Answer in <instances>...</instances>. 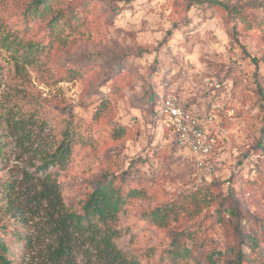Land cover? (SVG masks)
I'll list each match as a JSON object with an SVG mask.
<instances>
[{"label":"rangeland","instance_id":"1","mask_svg":"<svg viewBox=\"0 0 264 264\" xmlns=\"http://www.w3.org/2000/svg\"><path fill=\"white\" fill-rule=\"evenodd\" d=\"M209 1L54 0L51 17L75 16L51 26L48 17L25 19L26 2L0 0V31L34 47L22 58L0 38V187L14 189L2 224L25 221L32 244L22 264H50L59 242L69 243L72 264H105L92 234L64 218L105 178L124 196L141 191L109 225L127 258L264 264V24L241 22L264 19V0H216L244 6L236 18ZM168 95L217 116L226 138L214 172L199 170L154 125L152 111ZM66 130L74 139L67 164L44 167L57 172L51 205L36 179ZM164 208L160 229L151 219Z\"/></svg>","mask_w":264,"mask_h":264},{"label":"trees","instance_id":"2","mask_svg":"<svg viewBox=\"0 0 264 264\" xmlns=\"http://www.w3.org/2000/svg\"><path fill=\"white\" fill-rule=\"evenodd\" d=\"M18 1H22V3L26 2L23 12L25 19L27 20H39L48 17L50 18L49 24L51 26L54 22H57V25L61 26L67 22H71L75 16L69 11H59L56 13L58 17H51L54 0ZM208 3L235 18L240 15V9L244 7L229 6L224 2L216 0L209 1ZM259 6H261L264 10V3H259ZM241 22L248 24L249 28H251L252 26L264 24V19L254 20L244 17L241 19ZM0 38H2L4 42H8L9 45L16 43L17 49L15 52L23 51L24 55L22 58L34 49L31 43H23L22 41L16 42V39H12L11 35L7 31H0ZM14 62L18 65L19 59L14 58ZM153 100L154 99L151 98V104H153ZM152 115L153 123L156 127H158L161 122V116L157 110H153ZM121 132L119 131V133L115 136V139H119ZM167 132V130H163V133ZM73 143V133L66 130L65 133L62 134V140L58 143L55 150L46 155L43 159L44 174L42 177L36 179V185L40 190L38 193L39 198L42 201H47L51 205H54L55 202L59 200L60 196L59 185L56 179L57 172H48L44 167L49 165L53 168H64L70 158ZM13 190V183H10L9 181L5 182L4 185L0 187V201H2L6 207L4 214L0 215V264H22L23 260L29 254L32 244L31 233L29 230L24 228L25 221L22 218L19 220L14 219L15 223H10V221H8L7 226L2 224L9 211V206L14 209L11 204ZM139 195H141V191L131 190L124 196L121 194L119 188L114 187L112 180H107L105 178L103 182H99L91 190V192L86 195L80 207L79 213L68 212L64 215V218L68 219L69 228L73 231L89 232L92 234L91 238L94 249L98 252V256L105 264H142L137 259L127 258V256L117 249L114 239L118 237V232L109 227V225L113 224L117 220V215L127 202V199L134 198ZM169 211L170 209L167 208L161 209L160 211L157 210L151 219L153 220V225L160 229L164 228L166 226L164 225L165 221L167 224ZM60 218L63 219V216L58 217V219ZM63 224L64 223H60L59 225ZM7 227L11 229L9 235L6 230ZM7 236H9V239ZM66 238L67 237L64 238V241L67 240ZM17 243L21 244L20 248H14ZM173 246H175L174 242ZM178 252L180 253V251ZM71 254L69 243L59 242L54 250L50 252L48 259L50 260V264H72Z\"/></svg>","mask_w":264,"mask_h":264},{"label":"built area","instance_id":"3","mask_svg":"<svg viewBox=\"0 0 264 264\" xmlns=\"http://www.w3.org/2000/svg\"><path fill=\"white\" fill-rule=\"evenodd\" d=\"M215 87L220 86L216 84ZM160 106L158 128L172 134L199 170L207 174L214 172L220 162L219 143L226 138L217 116L174 95L166 96Z\"/></svg>","mask_w":264,"mask_h":264}]
</instances>
